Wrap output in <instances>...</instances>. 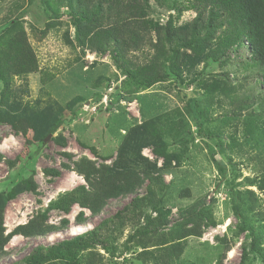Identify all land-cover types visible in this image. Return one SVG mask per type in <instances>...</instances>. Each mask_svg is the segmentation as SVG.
<instances>
[{"label": "rangeland", "instance_id": "374dc122", "mask_svg": "<svg viewBox=\"0 0 264 264\" xmlns=\"http://www.w3.org/2000/svg\"><path fill=\"white\" fill-rule=\"evenodd\" d=\"M43 2L0 0V28L15 22V33L21 30L36 59L35 71L10 74L7 93L14 95L6 100L30 107L32 114H38L36 118L42 116L38 125L43 124L40 131L29 129L24 135L7 122L0 124V195L23 186L26 179L36 185L34 191H19L5 203L3 227L8 240L0 264L16 263L35 245L70 238L104 221L108 224H104L107 228L102 236L115 247L114 252L97 246L83 252V263L264 264V258L253 254L240 262L241 244L250 237L238 231L231 207L234 190L241 192L242 201L245 190L253 193L256 202L247 219L260 232L259 245L264 248L263 71L254 65L247 42L225 48L224 25L207 39L202 54L181 47L175 57L170 56L164 38L168 16L173 15L170 29L188 38L197 14L193 0H180V13L148 0L150 9L135 17L127 7L121 12L110 9L111 2H104L89 24L91 37L125 24L126 30L139 37L125 48L113 45L122 53L125 67L136 70L153 65L154 70L166 73L164 80L141 88L136 78L130 79L116 68L111 45L106 46L101 38H92V44L76 40L65 1ZM197 28L204 36L199 23ZM3 89L0 81V99ZM191 99L200 104L203 116L197 115ZM5 107L6 101L0 102V108ZM53 125L56 128L49 132ZM248 125L254 127L258 140L251 138ZM210 133L218 137H210ZM152 139L167 143L166 160L153 153ZM81 142L92 145L97 155L110 152L112 158L104 162L107 165L125 147L123 154L131 157L133 168L158 177L155 190L163 191L154 200L161 201L134 210L131 199L147 194L148 180L144 179L133 192L108 198L96 214L77 204L68 214L48 210V224L59 225L62 217L69 219L60 231L11 235L18 224L38 217L59 193L84 183L73 170L75 161L86 157L97 164L103 162ZM218 167L223 168L222 173ZM44 168H56L59 175L43 174ZM198 204L208 213L196 225L186 226L185 211ZM80 210L87 215L85 224L74 220ZM146 218L152 220L153 232L125 242ZM210 218L215 224H208ZM186 227L191 234L178 238Z\"/></svg>", "mask_w": 264, "mask_h": 264}, {"label": "trees", "instance_id": "16d2710c", "mask_svg": "<svg viewBox=\"0 0 264 264\" xmlns=\"http://www.w3.org/2000/svg\"><path fill=\"white\" fill-rule=\"evenodd\" d=\"M59 2L67 3L70 8L69 14L74 25V36L80 43L92 44L93 39L101 38L106 46L111 45L112 59L119 69L126 77L137 79V84L141 88H147L156 82L165 79L166 73H159L156 69H153V65H145L139 69H128L125 67L124 61L120 60L122 53L115 50L113 45L116 44L117 48L128 47L130 43L135 44L138 41V34L134 31L126 30L124 25L120 23L118 27L115 25L108 29H102L97 34L91 37L89 24L93 21V17L98 15L101 10V4L104 2H111L110 9H117L122 12V7L129 10V15L144 16V11L150 9L148 0H58ZM141 1V3H140ZM42 3L43 0H41ZM157 6L165 8L166 10L174 9L177 13L181 12L180 0H154ZM44 5V11L48 12V8ZM115 5V6H113ZM179 6V7H178ZM193 8L197 11V14L193 20V31L190 36L179 37L176 31L170 29L172 14H169L167 20V26L164 31V38L168 42V54L170 56H176L178 48H189L195 54H202L204 50V44H207V39L213 37L216 30L226 25L225 35L222 40L224 47H228L232 44H239L243 40L247 42L249 51L251 52V59L254 65L261 67L263 71V84H264V0H193ZM115 7V8H113ZM205 18V19H204ZM139 23V22H134ZM203 27V35L201 36V28ZM15 22L4 25L0 28V81L3 83L4 89L1 91L0 102L6 101V107L0 108V124L7 122L11 124L16 131H20L21 134L27 133L29 129L40 131L42 125H38L39 118H36L38 114H32V109L28 106H21L17 103L7 101L8 97L14 95L7 93L9 89V83H12V76H20L36 70V59L32 53L31 47L26 43L23 38V33H15ZM194 28L196 30H194ZM21 33V34H20ZM90 34V35H89ZM102 46V42L100 44ZM210 56V55H207ZM169 58V57H168ZM167 58V59H168ZM207 58V57H206ZM209 58V57H208ZM10 74L11 80H10ZM215 88H221L220 85H216ZM16 95V94H15ZM118 96H115L117 100ZM7 99V100H6ZM194 108L199 116H203V110L200 108V104L193 100ZM112 101H110L111 104ZM36 118V120H35ZM159 119V118H158ZM162 120V119H159ZM56 125L51 126L49 132L53 131ZM253 126H247V132H250L251 138L258 140V135L254 134ZM218 137L217 135L210 133V137ZM262 136V135H260ZM46 136H44L45 138ZM127 137L124 138V140ZM260 138V137H259ZM111 142V140H110ZM146 143H149L146 142ZM82 146H86L96 157H101L102 163H96L95 160L82 157L73 163V170L83 177L84 183H80L75 187L59 193L56 199L49 201L47 207L42 211L38 217H34L26 223L18 224L12 231V234H19L25 237L44 235L48 232H56L68 226L69 219L62 217L59 225H53L47 223L48 210H57L64 214H68L73 205L77 204L82 209H88L91 214H96L106 200L110 197L131 193L136 188V185L141 184L144 179L148 180L146 186L147 194L144 197L132 198L130 203L133 205L134 210L141 208L147 203L159 202L154 200L156 197L162 195L163 190H155L154 187L158 177H152L149 173L143 170H139L132 167L131 157L125 158L124 149H119L118 156L112 160L111 165L104 163L107 159L112 158L111 153L106 154L98 153L95 148L87 146L82 143ZM152 145V151L155 155L162 157L166 160L167 155V143L161 142V140H153L150 143ZM217 144L221 146L220 141ZM145 146V145H144ZM104 150H107L104 149ZM138 154V152L136 153ZM3 156L0 152V159ZM217 163V162H216ZM217 166L219 164L217 163ZM220 172H223L222 167H218ZM43 174L54 177L59 175V170L56 168H44ZM160 181V180H159ZM35 183L31 179L23 180V186L11 189L3 195H0V255L5 252L4 245L8 240V234H4L3 227V211L7 200H10L14 195L22 190H35ZM247 196L242 201V194L240 191L234 190L231 192V207L232 213L237 219V228L240 232H247L250 240L241 244V263L248 260L250 255L264 258V248L259 245L260 232L257 234L253 223L247 219L248 212L254 210V204L256 200H252L253 193L249 190H245ZM161 193V194H160ZM157 201V202H156ZM154 203V206H156ZM245 207V212L243 208ZM190 210V211H189ZM187 213L185 211L184 219L186 226L188 223L196 225L204 219L205 214L208 213L202 207V205L191 207ZM212 219V218H210ZM77 224H85L87 222V215L82 210L77 212L74 218ZM152 220L145 219L140 228H136L133 232L129 233L125 239V242L133 240L135 237L144 235L149 232H153L151 227ZM106 221L98 223L91 229L82 233L76 234L70 238H64L57 242L50 244H38L35 245L29 253L21 258L20 261L13 264H54L59 262L62 264H86L83 263L82 255L84 251H91L95 247L99 246L105 251H110V254L114 252L115 247L108 243L102 236L103 231L107 228ZM208 224H215L212 219ZM193 227V225H192ZM194 228V227H193ZM189 227L183 233H180L178 238L187 236L192 232ZM193 230V229H192ZM196 233V231H194ZM125 247V245H124ZM192 264V263H190Z\"/></svg>", "mask_w": 264, "mask_h": 264}, {"label": "water", "instance_id": "95a60500", "mask_svg": "<svg viewBox=\"0 0 264 264\" xmlns=\"http://www.w3.org/2000/svg\"><path fill=\"white\" fill-rule=\"evenodd\" d=\"M50 136V134L49 135H47L46 137H45V139L47 138V137H49Z\"/></svg>", "mask_w": 264, "mask_h": 264}]
</instances>
